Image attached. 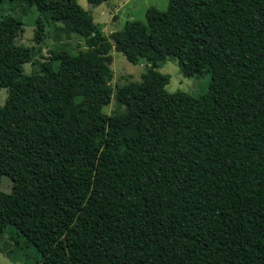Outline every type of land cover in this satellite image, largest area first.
<instances>
[{"label": "trees", "instance_id": "1", "mask_svg": "<svg viewBox=\"0 0 264 264\" xmlns=\"http://www.w3.org/2000/svg\"><path fill=\"white\" fill-rule=\"evenodd\" d=\"M18 3L37 42L63 22L87 50L23 75ZM114 48L148 67L110 114ZM168 56L207 92H170ZM0 86V236L43 264H264V0H169L110 34L77 0H0Z\"/></svg>", "mask_w": 264, "mask_h": 264}, {"label": "rangeland", "instance_id": "2", "mask_svg": "<svg viewBox=\"0 0 264 264\" xmlns=\"http://www.w3.org/2000/svg\"><path fill=\"white\" fill-rule=\"evenodd\" d=\"M85 9L93 14L94 21L100 24L106 34L124 27L125 22L130 19L146 21L147 10L155 6L161 10H166L169 0H108L100 5H93L88 0H77ZM10 7V6H9ZM11 9L23 22L22 30L18 33L16 44L32 46L35 51L33 61L23 65V75L38 72L41 69V62L61 49H68L72 52L85 51L87 47L81 35L69 31L63 22L53 23L46 21L45 34L40 42L35 40L36 19L38 10L35 6L22 13V5L18 3L16 8ZM111 68L113 78L111 86L114 94L110 103L104 106V111L113 113L116 110H123L125 107L119 105L115 98V91L118 87L134 81L142 80V73L148 65L141 60L134 64L128 60L126 55L115 48L112 51ZM161 72L170 76L167 89L170 92L184 91L194 96L207 92L212 76L209 72L199 75L186 76L181 70L179 61L174 56H168L167 60L158 68ZM9 93L8 87L0 86V106L5 105ZM12 181L4 176L1 189L10 192ZM0 264H43L42 256L34 246H27L25 242H18L9 233L4 232L0 236Z\"/></svg>", "mask_w": 264, "mask_h": 264}]
</instances>
